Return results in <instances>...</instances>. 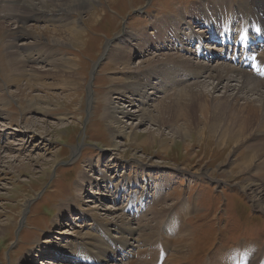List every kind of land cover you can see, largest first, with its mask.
I'll return each mask as SVG.
<instances>
[{
  "label": "rangeland",
  "instance_id": "obj_1",
  "mask_svg": "<svg viewBox=\"0 0 264 264\" xmlns=\"http://www.w3.org/2000/svg\"><path fill=\"white\" fill-rule=\"evenodd\" d=\"M198 1L96 0L94 8L88 5L69 17L87 33L80 45L56 46L59 52L52 58L57 60V68L49 76L48 72L39 71L35 80H27L21 65L10 68L8 55L12 53V39L8 30L14 29L18 19L27 23L29 31L34 27L41 28L43 24L35 22L31 16L17 20L10 16L14 13L8 9H12L13 4L3 10L0 8V112L7 118L0 121V139L1 146L13 147L5 153L3 149L0 152V264H93L91 259L109 240L99 233L94 226V217L88 211L96 212L102 219H115L119 214L115 209L128 206L132 196L150 197L137 205L132 214L135 217L132 227L137 229L133 242L140 248L135 250V255L128 254L133 249L130 248L106 264H128L129 255L134 264H152L146 253L154 246L153 236L173 235L171 213L181 211L183 205L191 208L184 222L191 240L185 248L182 264H212L221 255L250 245L264 250V213L254 208L249 196L238 185L223 183L220 174L211 175L224 160L223 154L214 151V140L194 135L188 152L181 148L182 144L179 148L163 139L165 137H159V144L153 148L144 147L140 137L133 143H129L128 138H117L112 128L114 123L106 117L109 111L106 98L108 95L113 97L110 95L112 80L124 77L123 67L112 57L104 56L107 44H117L126 31L138 34L137 31L143 29L151 32L150 24L157 18L180 16L190 22L188 15ZM230 1L238 7L247 0ZM256 1L250 0L249 6ZM4 3L0 0V4ZM253 15L248 8L243 17L247 19ZM4 16L12 22L4 20ZM196 25H192L195 33L205 30ZM53 27L57 26L52 24L48 29L55 30ZM245 34L249 35L248 32ZM24 40L19 41L18 45L25 43L20 49L32 45L39 47L38 50L43 48L37 46L34 36L29 35ZM210 44L214 45L212 48L222 47L214 41ZM204 47L211 48V45L205 42ZM168 52L178 53L179 50ZM247 53L249 61L259 63L264 55V41L260 46L250 45ZM189 57L193 63L199 62L196 57ZM140 59L136 58L134 64ZM241 61L240 55L236 61L226 62L233 68ZM222 63L225 62L218 58L211 62L213 66ZM11 69L13 77L5 83ZM21 90L24 96L20 95ZM33 95L40 96L35 104L29 100ZM42 107L47 109L39 113L38 109ZM122 121H125L123 126H127V131L136 124L127 119ZM66 125H70V129L64 130ZM151 128L155 126L146 123L135 129L145 133L151 132ZM168 132L165 129V133ZM183 145L187 143L183 142ZM231 145L233 148V143ZM236 152L233 158L243 159L245 148ZM94 168L98 172L106 171L113 185L122 184L128 194L118 192L115 205L112 200L96 203L89 195L88 187L82 195L83 203H79L78 184L83 180L82 174L95 177ZM202 169L205 171L199 173ZM130 178L141 181V186L129 189ZM245 178L246 175L240 176L237 181ZM104 181L101 179L100 187L92 192L98 189L104 192ZM63 205L66 210L61 213ZM109 207L117 214L106 212ZM173 229L176 233V227ZM160 242L165 241L160 238L158 244ZM81 244L89 245V252H82ZM50 246L58 248V253L51 251ZM175 246L169 241L165 244L164 254H160L162 260L167 257L168 262L178 255ZM68 250L78 251L84 262H75L77 259L72 255L62 254ZM239 257L245 260L246 255L242 253ZM252 259V264H264V258Z\"/></svg>",
  "mask_w": 264,
  "mask_h": 264
},
{
  "label": "bare ground",
  "instance_id": "obj_2",
  "mask_svg": "<svg viewBox=\"0 0 264 264\" xmlns=\"http://www.w3.org/2000/svg\"><path fill=\"white\" fill-rule=\"evenodd\" d=\"M4 1V4H0V8L3 10L13 4V8H9L8 11L14 13L10 16L16 20L18 17L24 19L25 16H31L35 22L43 24L42 29L34 27L35 29L32 28L29 31L25 25L27 23L18 19L19 21L14 24L16 28L8 30L12 39L10 48L12 53L8 55L10 68L14 69L15 66L21 65L27 80H35L34 76L36 78L40 72H48L47 76H49L50 72L57 68V60L52 58L55 52H59L56 46L80 45L87 33H84V29L77 26L76 21L69 17L72 13L85 10L88 5L94 8L96 0ZM249 1L237 7L230 0L210 2L200 0L188 15L191 18L190 22L188 18L183 19L180 16L157 18L150 24L151 32L142 29L135 34L125 30L124 36L117 44L108 43L104 56L112 57L111 59L115 60L117 65L123 67L124 77L112 80L111 93H109L113 97L108 95L106 98L109 103L106 117L114 123L112 128L117 138H128L129 143H133L136 137H140L142 139L140 143L144 147L153 148L159 144V137H165L163 139L171 141L172 145L179 148L182 144L181 148L184 147L188 152L191 150L194 135L197 137L198 134L204 139L214 140V151L223 154L224 160L219 163L217 169L212 171L211 175L220 174L223 183L238 185L249 196L254 208L264 213V57L262 58L264 55L261 56L259 63L255 64L248 60L247 53L250 45L260 46V43L264 41V0L251 2L253 7L249 6ZM248 8L254 12V15L244 19L243 14ZM4 20L12 22L9 17ZM52 24L57 26L53 27L55 30L48 29ZM196 24L205 27V30L195 33L193 31L195 27L192 25ZM29 35L34 36L37 39V46L39 44L43 48L38 50L39 47L33 46L32 44L35 43H32V47L22 48V51L20 46H25V43L18 45L19 41H23ZM211 41L222 47L212 48L214 45L210 44ZM205 42L211 45V48L204 47ZM166 50L167 53L163 54ZM168 50H179V52L170 53ZM188 55L196 57L199 62L193 63ZM240 55L242 61L238 67L232 68L226 62L227 60L236 61ZM136 58L141 59L134 64ZM216 58L225 63L213 66L211 62L213 63ZM13 69L8 74L5 83L11 81L14 74ZM251 74L252 77L249 76ZM117 85L119 87H116ZM22 94L24 96V91L21 90L20 95ZM30 97V103L34 104L40 98L39 95ZM48 98L47 95L46 99ZM46 109V107L39 108L38 112L44 113ZM6 119L0 112V121ZM125 119L136 123L135 126H130L131 131H127V126H123L125 121L122 120ZM30 122L31 119L27 121L28 124ZM146 123H151L155 128L145 133L136 131L135 128ZM70 125H66L64 130L70 129ZM165 129H168L170 133H165ZM183 142L187 145H183ZM231 143H233V148H230ZM12 148L10 145L1 146L0 139V152L3 149L5 153ZM240 148H245V154L243 159L236 160L233 156ZM0 161H2L1 157ZM232 170L234 171L231 172ZM204 171L205 169H202L198 172L203 173ZM235 171L237 172L234 173ZM84 173L82 182L78 184L79 203H83L82 195L88 187L91 191L89 195L96 200V203L103 201L107 203L112 200L115 205L118 192L128 194L126 188L121 186L122 184L113 185V180L106 171L95 170V175H97L95 177ZM243 175L247 178L237 181V178ZM101 179L105 180L104 192L99 189L97 192H92L100 187L98 183ZM140 186L141 181L131 180L128 188L133 190ZM139 198L132 196L128 206L119 210L115 209L119 212L115 219L107 217L102 219L96 212L94 214V211H88L94 217V226L99 229V233L104 234L105 239L109 240L105 248L91 259L93 264H106L109 260L116 259L119 254L127 253L130 248H133L132 253L128 251V254H134L139 247L133 242L137 235V229L132 227V221L135 219L132 215L133 209L137 205H142L144 199L150 197ZM64 208L66 205L61 207V213L66 210ZM180 208H182L181 211L171 213V217H174L170 223L173 235L161 237V234H155L153 236L154 246H151L152 249H148L146 253L152 264H182L185 248L191 240L189 228L184 223L191 208L185 205ZM106 210V212L117 214L110 207ZM172 225L176 227V233ZM160 238H163L165 242L158 244ZM168 241L176 244L175 251L178 255L167 262V257L162 260L160 254L165 251V244ZM88 246L81 244L79 249L82 252H89ZM50 250L57 253L59 251L58 248L51 246ZM65 252L62 254L72 255V258L77 259L75 262H84L78 251ZM242 253L246 255L245 260L239 257ZM130 255L127 257L128 264H134ZM252 258H264V250L254 245L241 247L234 252L221 255L211 263L224 264L231 261L230 264L241 262H244L241 264H252L254 262Z\"/></svg>",
  "mask_w": 264,
  "mask_h": 264
}]
</instances>
